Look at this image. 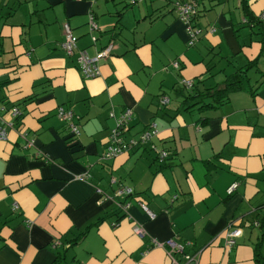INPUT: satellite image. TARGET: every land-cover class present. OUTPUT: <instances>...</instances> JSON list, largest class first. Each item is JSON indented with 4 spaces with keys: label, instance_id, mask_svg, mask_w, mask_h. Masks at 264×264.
Masks as SVG:
<instances>
[{
    "label": "crops",
    "instance_id": "0c3cea01",
    "mask_svg": "<svg viewBox=\"0 0 264 264\" xmlns=\"http://www.w3.org/2000/svg\"><path fill=\"white\" fill-rule=\"evenodd\" d=\"M197 1L201 33L189 47L170 0H0V114L13 123L0 140V264H172L152 238L183 243L197 264H257L260 242L264 256V20L244 10L246 1L259 18L264 0ZM91 13L99 31H90ZM64 23L90 56L115 42L100 75L85 78L78 54L65 52ZM232 75L240 88L206 107L213 98L200 94ZM59 107L74 112L76 137ZM126 108L134 111L126 139L156 123L152 142L168 158L136 147L102 160ZM125 187L134 194L129 217L118 208ZM237 226L243 236L229 249Z\"/></svg>",
    "mask_w": 264,
    "mask_h": 264
},
{
    "label": "built area",
    "instance_id": "2783aa9c",
    "mask_svg": "<svg viewBox=\"0 0 264 264\" xmlns=\"http://www.w3.org/2000/svg\"><path fill=\"white\" fill-rule=\"evenodd\" d=\"M138 0H132V3ZM173 8L179 18L183 20L186 24V31L188 34V46L193 47L199 40V34L201 30L198 29L194 24V19L199 14L198 10V1L197 0H173L172 1ZM261 20H264V12L259 15ZM89 26L91 32H96L100 30L99 25L95 20V16L93 13L89 16ZM210 31H215V28H210ZM63 33H64V41L62 43V47L65 52L72 56L75 53L78 54V61L80 65V70L82 75L85 78H92L100 75V63L106 59H108L112 52L115 49V42L111 40L105 46H103L95 56H90L87 50L79 49L78 47V37L73 33V30L69 23H64L63 25ZM93 42L98 40L96 35H92ZM173 65L176 68L180 67V62L178 60L173 61ZM182 84L185 88H192L194 86V81L191 79H184ZM169 102V98L163 96L161 99V104L166 105ZM6 113H8L12 119H15L21 115V111L18 107H3L2 108ZM58 116L61 120L65 121L73 134V136H77L80 134L79 126L74 122V118H76L74 112L71 109H66L64 107L58 108ZM112 117H115L114 113H111ZM134 117V111L132 108H126L123 110L120 116L116 120V126L112 129L109 139V144L102 155V160L107 161L114 159L118 155L129 152L136 147H144L154 150L156 152V157L160 160H165L169 157V151L165 149H157L156 146L153 144V138L158 135V130L156 123H153L149 126L148 130L143 132L138 138H134L131 140L126 139V133L129 130L131 121ZM13 123L11 121H5L4 117L0 114V140H7L8 139V128L12 126ZM28 147L34 146V141L31 140L27 143ZM37 157L42 159H47L45 154L41 152H37ZM87 176H80V179H86ZM238 187V183H233L228 188V193L232 194ZM120 193H124L127 195H131L132 189L131 188H122ZM143 210L147 213V215L152 219L155 217V213L152 212L148 206L141 202L140 203ZM131 206L130 201L125 202H118V208L123 211L125 214L128 215L129 209ZM17 204H15V208H17ZM129 217V215H128ZM117 223H114V226ZM255 225L258 226L259 222H255ZM134 233L141 239L145 238L148 234L144 226L140 223H135L133 226ZM243 236V229L242 227H234L231 229L227 234V247L232 249L237 240ZM59 244V241L55 243V245ZM151 247H162L167 250L172 264H197V258L194 255L186 252L185 245L183 243H179L174 238H169L165 241H159L155 238L150 240ZM175 255L181 256V259H177Z\"/></svg>",
    "mask_w": 264,
    "mask_h": 264
},
{
    "label": "trees",
    "instance_id": "16d2710c",
    "mask_svg": "<svg viewBox=\"0 0 264 264\" xmlns=\"http://www.w3.org/2000/svg\"><path fill=\"white\" fill-rule=\"evenodd\" d=\"M170 1L172 2L173 0H170ZM244 3H245L244 10L246 11V15L247 16H250V20L257 21V22L262 23L263 20H261L258 17L252 16V14L249 12L247 2L244 1ZM117 14L120 17L122 15V12H118ZM195 20H196V18L194 19V24H195ZM118 22H120V19H118ZM239 88H240V82L235 79L234 75H232V76H230V78L227 80L226 84L223 87L218 88V89H215L214 91H209V92H206V93H201L200 96L201 97H211V98H213V102L208 103L206 105V107H208V108H216L219 104H222V103H225L226 101H228V99L230 97V94L233 93L234 91H236ZM190 98H192V95H187L185 102L188 101ZM198 103H200V102H198ZM212 103H214V104H212ZM133 195L134 194L128 195L127 201H129V198L131 196H133ZM85 234L86 233H84V232L82 234H80L77 237V239H75L73 241V243H76ZM261 244H262V242L258 243L256 245V247H255V257H256L257 264H264V256L261 253ZM60 258L61 257L59 255L57 257V261L58 262L60 261Z\"/></svg>",
    "mask_w": 264,
    "mask_h": 264
}]
</instances>
